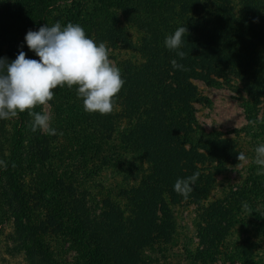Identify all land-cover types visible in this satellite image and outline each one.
<instances>
[{
    "label": "rangeland",
    "instance_id": "374dc122",
    "mask_svg": "<svg viewBox=\"0 0 264 264\" xmlns=\"http://www.w3.org/2000/svg\"><path fill=\"white\" fill-rule=\"evenodd\" d=\"M204 2L0 0V57L38 60L27 31L72 22L125 80L105 115L54 89L33 111L56 135L27 110L0 120V264H264V10ZM182 25L181 59L163 39ZM196 172L184 199L174 184Z\"/></svg>",
    "mask_w": 264,
    "mask_h": 264
},
{
    "label": "clouds",
    "instance_id": "9594fccd",
    "mask_svg": "<svg viewBox=\"0 0 264 264\" xmlns=\"http://www.w3.org/2000/svg\"><path fill=\"white\" fill-rule=\"evenodd\" d=\"M187 28L179 26L166 36L164 46L181 59ZM24 42L29 51L39 59L29 58L21 50L15 59L0 57V120L16 117L27 110L33 117L31 130L56 135L50 126L47 112H35L37 105L46 106L54 98L58 86L73 88L83 101L88 113L110 114L114 110L115 98L125 84L120 69L111 63L109 50L103 42H97L86 34L85 29L72 22L52 26L42 25L38 30H28ZM172 67L182 68L176 59ZM240 152L238 160H245ZM255 163L258 174H264V143L255 148ZM199 172L186 178H178L174 191L189 198Z\"/></svg>",
    "mask_w": 264,
    "mask_h": 264
},
{
    "label": "trees",
    "instance_id": "16d2710c",
    "mask_svg": "<svg viewBox=\"0 0 264 264\" xmlns=\"http://www.w3.org/2000/svg\"><path fill=\"white\" fill-rule=\"evenodd\" d=\"M211 1V2H210ZM254 1H256L257 2V4H258V8H259V10L262 12L263 10H264V0H254ZM208 2H210V4H211V7H210V5H208L209 3ZM45 6H47V3H45ZM204 7V9H201V11H205L206 9H207V13L211 10V9H213V8H215V6H216V3L215 2H213V0H206V2H204V5H203ZM47 8H48V6H47ZM199 12L198 10H197V8L195 7V10H194V12H195V14L192 12V15L190 16V18L189 19H191L190 21H191V24H193L194 26H193V29L191 30V33H192V35L197 39V37H201L202 35H198L199 34V31H200V24L198 25V22H197V20H198V18H200V15H201V13L202 12ZM195 15V16H194ZM205 22H207V21H209V20H204ZM216 21V20H215ZM215 21H210L208 24L209 25H212V24H214V22ZM217 22V21H216ZM206 24V23H205ZM212 27V26H211ZM201 32V31H200ZM207 32H209V31H206V32H204L205 34L207 33ZM202 34V33H201ZM205 34H203V35H205ZM163 41H164V39H163ZM213 83L216 85V84H218L217 82H215V81H213ZM249 104H246V106H248ZM244 106H245V103H244Z\"/></svg>",
    "mask_w": 264,
    "mask_h": 264
}]
</instances>
